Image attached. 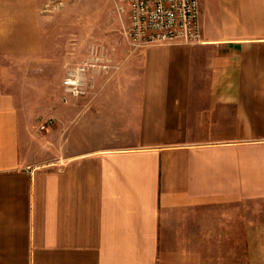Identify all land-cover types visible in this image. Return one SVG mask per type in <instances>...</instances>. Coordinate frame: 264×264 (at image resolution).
<instances>
[{"label":"crops","instance_id":"crops-1","mask_svg":"<svg viewBox=\"0 0 264 264\" xmlns=\"http://www.w3.org/2000/svg\"><path fill=\"white\" fill-rule=\"evenodd\" d=\"M199 2L200 43L92 73L48 148L0 0V264H264V0Z\"/></svg>","mask_w":264,"mask_h":264},{"label":"rangeland","instance_id":"rangeland-1","mask_svg":"<svg viewBox=\"0 0 264 264\" xmlns=\"http://www.w3.org/2000/svg\"><path fill=\"white\" fill-rule=\"evenodd\" d=\"M128 10L127 0H31L24 31L25 52L30 58L12 80L17 92L32 83L38 102L33 110L37 113V131L52 139L45 142L48 148H55L57 125L63 124L64 134L70 131L73 105L89 100L91 74L123 71L126 52L127 56L140 52L123 36ZM27 73H32L31 78ZM67 77L77 83L66 85ZM54 151H48L49 158H54Z\"/></svg>","mask_w":264,"mask_h":264},{"label":"built area","instance_id":"built-area-1","mask_svg":"<svg viewBox=\"0 0 264 264\" xmlns=\"http://www.w3.org/2000/svg\"><path fill=\"white\" fill-rule=\"evenodd\" d=\"M128 20L123 36L133 50L168 43L198 44L202 41L199 0H127ZM124 12V9L121 8ZM66 85L77 83L72 77ZM82 92V91H81ZM45 125H41L43 128Z\"/></svg>","mask_w":264,"mask_h":264}]
</instances>
